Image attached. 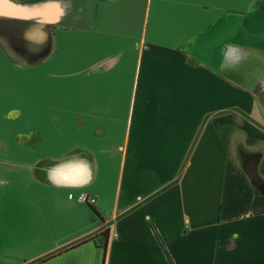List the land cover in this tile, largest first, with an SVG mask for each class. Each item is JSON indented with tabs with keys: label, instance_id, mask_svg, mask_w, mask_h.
<instances>
[{
	"label": "crops",
	"instance_id": "0c3cea01",
	"mask_svg": "<svg viewBox=\"0 0 264 264\" xmlns=\"http://www.w3.org/2000/svg\"><path fill=\"white\" fill-rule=\"evenodd\" d=\"M0 264H264V0H0Z\"/></svg>",
	"mask_w": 264,
	"mask_h": 264
},
{
	"label": "built area",
	"instance_id": "2783aa9c",
	"mask_svg": "<svg viewBox=\"0 0 264 264\" xmlns=\"http://www.w3.org/2000/svg\"><path fill=\"white\" fill-rule=\"evenodd\" d=\"M70 198H71V196H70ZM78 200L81 201V202H87V203H90V204L94 203V200L93 199H89V198H87L84 195H80L78 197Z\"/></svg>",
	"mask_w": 264,
	"mask_h": 264
}]
</instances>
